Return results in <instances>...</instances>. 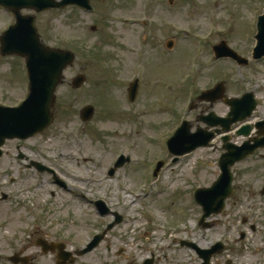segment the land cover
I'll return each instance as SVG.
<instances>
[{
    "label": "rangeland",
    "instance_id": "1",
    "mask_svg": "<svg viewBox=\"0 0 264 264\" xmlns=\"http://www.w3.org/2000/svg\"><path fill=\"white\" fill-rule=\"evenodd\" d=\"M94 1L99 14L93 17L76 8L38 15L43 41L73 51L77 61L58 92L55 124L42 135L10 141L5 147L0 198L7 193L12 200L0 202V264H10V256L31 247L29 236L31 242L37 236L65 242L70 250L82 249L117 217L122 223L76 264H141L152 255L160 264H200L180 241L208 249L221 239L229 256L215 264H228L229 258L230 264H258L264 254V150L234 168L235 194L210 231L199 225L202 210L194 192L210 187L220 175L222 143L218 138L213 147L198 149L176 163L167 143L187 114L196 131L202 110L187 113L188 107L205 89L222 82L228 98L254 93L259 101L255 118L264 119V59H252L256 17L263 15L264 0ZM148 16L152 30L131 22ZM12 24L0 8V37ZM223 40L249 64L240 67L224 59L213 65L210 52ZM145 42L146 54L140 51ZM169 43H174L171 49ZM13 58L0 54L3 106H19L29 93L25 60ZM80 74L88 82L73 90L70 83ZM135 79L141 88L131 103L128 90ZM90 105L95 115L84 122L81 112ZM213 111L223 116L229 109L219 101ZM20 152L53 169L66 188L56 185L49 173L24 171L17 164ZM75 155L86 169L71 163L68 157ZM122 155L130 156L131 162L110 177ZM159 162L164 163L155 178ZM77 176H82V189ZM92 200L103 201L109 213L101 215ZM30 252L35 264H55L35 246Z\"/></svg>",
    "mask_w": 264,
    "mask_h": 264
},
{
    "label": "water",
    "instance_id": "2",
    "mask_svg": "<svg viewBox=\"0 0 264 264\" xmlns=\"http://www.w3.org/2000/svg\"><path fill=\"white\" fill-rule=\"evenodd\" d=\"M71 4L90 8L89 0H0L1 6L12 10L17 15V24L1 38V52L4 55L18 53L26 57L31 80L30 96L22 107L18 109L0 107V148L7 139H27L47 128L52 121L51 106L55 102L56 89L63 80L62 74L66 67L73 64L75 60L74 55L70 52L50 49L43 45L36 30V17L22 16L21 11L23 9H33L40 13L54 8H64ZM257 40L259 45L256 49L255 57L261 58L264 56V17L261 18L259 24ZM80 84L81 78H78L75 85ZM224 94L225 89L223 85H220L205 97L213 96L214 100H220L224 98ZM225 102L232 107L231 115L234 118L225 120L213 115L215 121L212 122V125H223L225 122L227 124L225 127L226 132L230 131L231 124L244 121L248 116H251L257 106L252 94L246 95L242 100L225 99ZM250 133L251 128L245 127L238 132V136L248 137ZM178 136L179 133L170 142V145L177 141ZM228 139V137L224 139L225 143ZM211 140L212 138L208 140L195 139L193 146L187 150L179 151V155L191 152L202 146H208ZM256 148L257 145L235 147L232 144H226L225 149L228 153L220 161L222 175L219 181L212 189L199 190L196 193L197 201L203 205L206 212L204 217H209L212 213L221 211L225 198L232 192L233 175L231 168L237 162L249 157ZM1 156L2 152L0 150V158ZM214 201L217 207L212 210ZM96 244L92 245L87 252L91 251ZM44 250H49V248H44ZM62 257L63 254L60 255V258ZM205 260L206 264H208L209 258H205ZM59 264H66V261L60 259Z\"/></svg>",
    "mask_w": 264,
    "mask_h": 264
},
{
    "label": "flooded vegetation",
    "instance_id": "3",
    "mask_svg": "<svg viewBox=\"0 0 264 264\" xmlns=\"http://www.w3.org/2000/svg\"><path fill=\"white\" fill-rule=\"evenodd\" d=\"M151 30H152V28H150ZM148 33H149V31H148ZM122 61V60H121ZM198 104H199V107L196 105L195 107H194V109H196V108H200L201 110H202V112L198 115V118H197V123H198V125H197V128H196V130H199V129H203V130H206L208 133L209 132H213V131H215L216 129H213V128H211V127H208L205 123H203V119L206 117V116H208V115H210L211 113H213L214 111H213V106H214V104H211V103H208V102H206V103H202V102H198ZM209 106V108L207 109L206 107H208ZM205 108L207 109V110H205ZM211 109H212V111H211ZM227 115V114H226ZM191 127V130H192V125L190 126ZM20 159H23V160H27V159H25L24 157H22V155L20 156ZM33 163V161L31 162V164ZM212 227L213 228H215L216 227V225L215 224H212ZM255 230V229H254ZM212 231H214V229H212Z\"/></svg>",
    "mask_w": 264,
    "mask_h": 264
}]
</instances>
